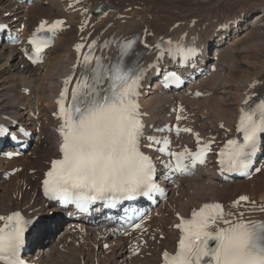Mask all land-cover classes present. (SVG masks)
I'll return each mask as SVG.
<instances>
[{
  "label": "bare ground",
  "instance_id": "1",
  "mask_svg": "<svg viewBox=\"0 0 264 264\" xmlns=\"http://www.w3.org/2000/svg\"><path fill=\"white\" fill-rule=\"evenodd\" d=\"M14 1L21 2L22 0H0V27L3 23H9L13 25L12 29L17 35L27 36L30 31L34 33L43 21L52 23L54 20L67 18L66 25L69 26L68 30L60 34L55 48L48 52L45 64L35 68L24 62L18 49L9 46L5 39L4 43H0V127L11 130V133L15 132L17 135L19 126H24L29 131L39 130L43 133L38 140V146L47 145L44 151H34L35 156L32 161H26L30 165L21 163V159L27 158L28 154L19 156L10 162L0 161V171H3L2 166L9 168V171L13 168L18 169L14 177L10 178L8 172L0 176V181L4 183L0 185L7 187H2L5 197L7 198L8 194L14 195L12 198L9 197L5 205L7 209L2 210L0 216H8L18 211L28 219H33L32 245L30 252L26 255L28 260L31 257L42 255V263L45 258L49 262L51 256L43 252L40 247L44 240L54 238L55 231L52 229H58V225L50 226L51 223L45 218H43L46 221L45 224L40 227L36 226L37 218L29 210L33 209L37 215L42 213L47 205L37 191L38 183L43 173L48 170L51 161L58 158L59 137L56 134V128L60 120L56 115V101L64 79L62 77L75 63L74 48L77 44L86 43L88 46L93 41H97L94 56L101 57L105 64L113 63L118 55V44L130 39L136 33L143 34V46L146 43L149 48H152L158 40L164 39H173L177 42L185 40L191 44L204 41L208 44L209 52L214 53V57L209 56L206 62L215 67V72L201 73L193 85L190 84V87L187 86L179 92H163L157 90L158 87L155 86L149 94L142 93V107L148 114V136L159 139L167 138L171 142V135L168 133L160 135L162 131L158 130L167 131L168 124L174 122L176 111L183 109L184 104L194 102L192 109L186 112L189 117L184 116L185 108L180 113L184 120L188 118L191 123H198L199 129L193 130L191 135L182 136L175 143L178 148L192 145L196 141V134H199L203 143L224 140L229 134L233 137L247 95L251 94L255 97L264 92V37H260V40H249L242 46L243 38H250L248 37L250 35L256 36L257 32L262 30V26L260 27L259 22H256L260 15L256 16L255 21L247 26L242 20L246 19V15L250 16L252 10L256 8H251L250 11H234L222 18L216 15L218 12L213 14L216 16L214 18L211 12L202 11L198 17L200 19L185 16L180 21H173L169 26L160 27L159 22L163 12H155L152 4L161 2V4L169 3L171 6H179L178 1L180 0H39L31 6L24 7H19ZM185 1L189 3L185 5L188 8H191V4L203 6V3L215 2L214 0ZM263 2L261 3L264 4ZM139 5L141 9L138 8ZM99 6H103V16L100 17L93 14ZM112 8L115 11H111ZM16 9L24 10V13L28 9L31 17L34 15L39 17L37 19H35L37 16L34 17L32 24L29 23L30 28L25 29L23 25L28 24L30 18L27 20V16L30 15L27 12L25 15L13 14L12 12ZM228 12H230L229 9ZM238 21L241 24L239 30H236L237 27H231L226 33H216L220 27L222 30L223 26ZM82 24L84 25L83 31H81ZM106 41L110 42L108 47H104ZM245 56L247 61H244ZM11 57L14 58L13 62H10ZM18 57L19 61L23 62L16 63ZM6 63L8 66L4 68ZM150 75L152 80L157 78L155 72ZM209 83H213L210 87L211 95L214 97V101H210L213 107L209 104L211 98L209 100L206 98L209 93L204 90L205 84ZM252 85L255 87H251ZM26 93L29 95L27 96ZM197 93L201 94V98H197ZM198 106L199 114L193 117L192 113ZM206 107L208 111H203ZM204 112L211 113L214 120ZM26 120L32 121L26 123ZM210 120L218 122L219 125L212 127ZM220 125L224 127L221 128ZM6 149L11 148L6 146ZM14 152L16 151H12ZM260 154L264 159V148ZM214 168L201 167L193 177L186 180L178 179L174 183L166 182L161 178L167 187L169 198L158 208L152 210L146 218L149 221L145 223V227L148 228L147 232L129 234L133 241H137L135 237L139 236L143 238L144 243L139 239L138 246H131L127 243L128 239L117 237L112 226H98L92 229L80 225L81 220H70L60 240L56 241V245L60 243L61 253L54 252L62 257L63 264H124L128 259L132 264H161L163 253L176 249V240L179 238L176 225L180 223L179 218H189L194 209L198 210L206 203H221L226 212L232 211L238 215L240 211L251 210L254 202L257 210L251 211L250 216L246 212L245 218L264 220V213L258 211L259 206L264 205V167L251 180L238 179L228 183L220 179L217 172L213 170ZM31 170L33 172L29 174ZM6 175L10 178L9 182H3L6 180ZM185 184L193 185L194 188L191 192L188 191L186 199L179 196L182 200H178L176 188ZM241 196L249 197L250 204L240 205L238 209L232 208L233 202ZM40 199L42 203L39 205ZM38 210L40 213H37ZM60 215L58 222H65V216L62 213ZM0 226H3V222H0ZM161 235L164 239H160ZM103 244L107 245L106 250L101 248ZM35 247L38 249L33 255ZM134 249L139 253L136 254L135 251L134 254Z\"/></svg>",
  "mask_w": 264,
  "mask_h": 264
},
{
  "label": "snow or ice",
  "instance_id": "2",
  "mask_svg": "<svg viewBox=\"0 0 264 264\" xmlns=\"http://www.w3.org/2000/svg\"><path fill=\"white\" fill-rule=\"evenodd\" d=\"M63 23L62 20L50 25L47 21L40 23L28 41L33 47L34 54L29 56L33 63L42 62L40 53L50 46V41L41 33H53ZM83 28L82 24L81 31ZM138 41L142 42L133 37L120 42L116 61L110 64L94 56L97 41L88 45V52L82 57L79 54L84 44L75 46L77 64L73 67V75L65 79L56 102V115L61 121L58 128L61 156L51 161L43 179V191L48 199L62 204L75 203L81 210H86L96 201H104L106 207H116L124 201H136L138 197L150 199L153 193L162 194L156 182V165L141 150L142 140L148 141L147 147L158 145L156 150L169 157L164 164L167 170L164 178L170 173L189 175L198 164L205 163L212 150L211 141L199 146L195 152L186 147L173 152L169 148V139L145 135L144 114L140 111L138 97L147 69L139 63L140 53L131 64L126 61ZM109 43L106 41L104 47ZM164 43L161 40L154 46L158 52L157 61L164 58L165 52L173 59L178 54L182 61L195 55V49H186L180 44L173 46L171 40L166 42L168 47L165 49ZM144 48L148 49V44L145 43ZM77 67L79 74L69 99V85L77 75ZM167 79L179 83L174 73ZM250 99L244 100L245 107L241 108L236 126L241 138L227 140L218 153L221 173L248 175L253 157L261 146L264 98L251 105ZM175 131L179 134L192 130L176 128ZM7 133V129L0 127V136ZM196 141L200 145L199 134H196ZM241 202H249L248 197H239L231 207L238 209ZM255 210L254 202L251 210L240 211L238 215L226 212L220 203H206L199 210H193L190 219L180 218L176 225L180 232L176 251L174 254L165 251L163 264H264V220L245 218L246 212L250 216ZM258 211L264 213V205L259 206ZM0 221L3 222L0 226V264H22L19 253L30 222L19 212L0 216ZM134 228H141V224H135Z\"/></svg>",
  "mask_w": 264,
  "mask_h": 264
},
{
  "label": "rangeland",
  "instance_id": "3",
  "mask_svg": "<svg viewBox=\"0 0 264 264\" xmlns=\"http://www.w3.org/2000/svg\"><path fill=\"white\" fill-rule=\"evenodd\" d=\"M158 1H161V0H158ZM215 2L214 3H212V2H206V3H203V6H197V5H192L191 4V8L189 7H187V6H185V5H187V4H189V3H187L186 1L184 2V0H180V1H178V5L179 6H176V5H173V6H171L169 3H165V4H161V2H154L153 4H152V6H153V8H154V11L155 12H163L162 14H163V16H162V18L160 19V27H162V26H164V27H166V26H169L173 21H180V19H182V17H185V16H189L190 18H193V19H200V18H198L199 16H200V14L202 13V11H208L214 18H216V16L215 15H213L214 13H216V12H218L216 15L217 16H219V17H224V16H226L227 14H229V13H232V12H234V11H236V12H240V11H242V10H247V11H250L251 10V8H256V9H253L252 10V14H250V16H248V15H246V19H242L244 22V24H246V26L249 24H251L252 22H254L255 21V18H256V16H259L260 18H259V20L258 21H256L258 24H260V27L262 26V30H260L259 32H257V34L258 35H256V36H254V35H250V36H248V37H250V38H243V40H242V46H244V44L247 42V41H249V40H260L259 38L260 37H264V12H263V10H264V4H262L261 2H263V0H261V2H260V0H214ZM220 1V2H219ZM149 2V1H148ZM257 2V3H256ZM264 3V2H263ZM211 4V5H210ZM254 4V5H253ZM258 6H257V5ZM164 5V6H163ZM251 5V6H250ZM256 5V6H255ZM226 6V7H225ZM261 6V7H260ZM206 7V8H205ZM233 7V8H232ZM215 8V9H214ZM239 8H241V9H239ZM243 8V9H242ZM218 9V10H217ZM228 9H229V11L230 12H228ZM236 9V10H235ZM21 11V12H20ZM189 11V12H188ZM15 12H16V14H22V15H25L26 14V12L28 13V15H30V16H27V20H28V18H30V20H28V24H26L25 26H26V28H30V24H32V22H33V20H34V17H36L37 15H32L33 17H31V14H29L30 12H29V10L27 9L26 11H25V13H24V10H20V9H16L15 10ZM20 12V13H19ZM198 12V13H197ZM219 12H220V14H219ZM226 14H225V13ZM186 13V14H185ZM263 13V14H262ZM180 14V15H179ZM223 14V15H222ZM196 15V16H195ZM12 16H13V14H12ZM39 16H37L35 19H37ZM174 18V19H173ZM173 19V20H172ZM165 23L166 25H164L163 23ZM168 22H170L169 24H168ZM30 23V24H29ZM256 23V24H257ZM16 24H18V23H16ZM28 25V26H27ZM24 26V25H23ZM24 26V27H25ZM12 28H13V25H12ZM241 28V24H239V26L237 27V29L236 30H239ZM243 28V27H242ZM241 32H242V30H241ZM247 33V32H246ZM244 34H245V32H244ZM240 45H241V43H240ZM248 55V53H245V55ZM236 55V54H235ZM236 57V56H235ZM244 57V56H243ZM241 58V57H240ZM264 58V57H263ZM13 60H14V58H12L11 57V59H10V62H13ZM17 60V62L16 63H19V62H23V61H19L20 60V58L18 57V59H16ZM244 61H247V59H246V56H245V59H244ZM230 62H232V61H230ZM1 64H2V62H1ZM8 66V64L6 63L5 64V66H4V68H6ZM242 75V74H241ZM4 78H2V80H3ZM206 86H204V90L207 92V93H209L208 94V96L206 97L208 100H209V104H211V102L210 101H214V97L211 95V91H210V87H212L213 86V83H209V84H205ZM209 91H208V90ZM26 95L28 96L29 95V93H26ZM207 100V101H208ZM194 102L193 101H190V103H186V104H184V108L185 109H187V110H185L184 108V116L186 117H189V114L187 115L186 114V112L188 111V110H190V109H192V105H194L193 104ZM214 105H215V103H213ZM186 106V107H185ZM189 106V107H188ZM207 106L208 107H210V106H212V104L209 106L208 104H207ZM213 107V106H212ZM198 110V111H197ZM199 106L198 107H196V109H195V112L194 113H192V115H193V117H195V116H197L198 114H199ZM203 111H208V108L206 107L205 108V110H203ZM188 113V112H187ZM198 113V114H197ZM205 114H207V115H209L208 117L210 118V119H213L214 120V116L211 114V113H209V112H204ZM209 113V114H208ZM191 115V116H192ZM186 120H184L183 121V124L184 125H186V127L187 126H189V127H187V128H190L192 131L193 130H197V129H199L198 127L200 126V125H198V123H191L190 122V120L188 119V118H185ZM213 120H210V121H212V123H211V125H212V127H214V125L215 126H217V125H219L218 124V122H216V121H213ZM30 121H32V120H26L25 122L26 123H29ZM190 122V123H189ZM214 123V124H213ZM192 124L195 126H192ZM194 127V128H193ZM193 128V129H192ZM33 130V129H32ZM33 131H38V130H33ZM15 133V132H14ZM43 132H41V131H39V135H36L35 136V138L34 139H32L31 141H28V142H26V144H27V147H29L30 145H31V143H32V145H31V149H29L28 150V152L26 153V155L28 154V157L27 158H22L21 159V163L22 164H24V165H30V164H28L26 161H32V158L35 156L34 155V151H36V152H40V151H44L46 148H47V145H45V147L44 146H38V140L41 138V134H42ZM15 135H16V133H15ZM4 148H6V146H4L2 149H4ZM0 161H3V159L2 158H0ZM4 162H8V161H4ZM7 165V164H6ZM36 166V165H35ZM3 168H1V169H4V168H6V167H4V166H2ZM25 167V169H26V166H24ZM11 168V167H10ZM9 169V168H8ZM7 172H9V170L7 171ZM27 172V171H26ZM33 172V170H31L30 172H29V174H31ZM4 174H7V173H4ZM1 175H3V173H0V176ZM10 177H14V176H10ZM24 180L26 179V178H23ZM0 180H1V178H0ZM8 180V179H7ZM5 180V181H3V182H9L10 180ZM19 182H21V181H19ZM0 184H4V183H0ZM2 187L3 188H7L6 186H1L0 185V212L2 211V210H6L7 208H5L6 206L5 205H7V203H8V201H9V199L10 198H12V196H14V195H12V194H8V200H7V198L5 197L6 195L4 194V190H2ZM184 187V188H183ZM180 188V189H179ZM183 190H182V189ZM194 187H193V185H188V184H185V185H180L178 188H176L177 189V194L178 195H176L177 196V199L178 200H182V198H184V199H186L187 198V195L189 194V192H191V189H193ZM180 190V191H179ZM185 191V192H184ZM189 191V192H188ZM180 193V195H179V193ZM184 193H185V195H184ZM11 196V197H10ZM179 196H182V198L181 197H179ZM10 197V198H9ZM3 202H4V204H3ZM42 203V199H40L39 200V202H38V204L40 205ZM4 205V206H3ZM5 209H4V208ZM2 208V209H1ZM40 210V209H39ZM38 210V212L37 213H40V211ZM29 212L30 213H33L34 215H35V218H37L36 219V226H42L43 224H45V222L46 221H44L43 220V218H45L47 221H49L51 224H50V226H57L58 225V229H52L53 231H55L54 232V238L51 240V239H47L46 241L44 240L43 241V245L40 247V249L43 251V252H47L48 253V255H50L51 257H50V259H49V262H47V259L45 258L44 259V261H43V263H42V261H41V256L42 255H40V256H35V257H31L29 260H31V261H33V263L34 262H36V260H39L38 262L41 264H63V259H62V257H59V255H57L56 253H61L60 252V248H61V246H60V243H58L57 245H56V241H59L60 240V236L62 235V233H64V229H66V226H67V224H68V222L67 221H65V222H62V223H59L58 222V220L61 218V213L60 214H58L57 213V211H54V210H48L47 208H45L44 209V211L42 212V213H40V214H35L34 213V211H33V209H30L29 210ZM51 213H53L52 214V216H50L51 215ZM57 216H56V215ZM39 215H41V217H39ZM56 217V218H55ZM54 221V222H53ZM48 222V223H49ZM67 223V224H66ZM50 226H49V228H50ZM60 226V227H59ZM57 237H59V238H57ZM57 238V239H56ZM160 238L162 239L163 238V236H160ZM91 241H93V240H91ZM138 241V240H137ZM47 242V243H46ZM127 242H128V240H127ZM136 241H132V243H128V244H130L131 246H138V243H139V241L137 242V243H135ZM78 245V244H77ZM37 247H35V251H34V253H33V255H35V253H36V251H37ZM47 250V251H46ZM54 251H56V253L54 252ZM110 251H111V249H110ZM112 252V251H111ZM110 254V253H109ZM149 254H147V256H148ZM27 258V257H26ZM52 258V259H51ZM128 262L129 264H132V262L128 259V260H125V262ZM125 262H124V264H125ZM126 262V264H128Z\"/></svg>",
  "mask_w": 264,
  "mask_h": 264
}]
</instances>
